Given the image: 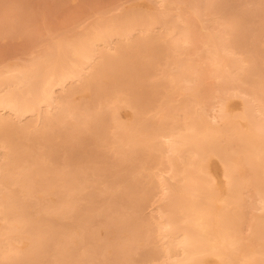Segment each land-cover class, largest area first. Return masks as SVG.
<instances>
[{
	"label": "bare ground",
	"instance_id": "obj_1",
	"mask_svg": "<svg viewBox=\"0 0 264 264\" xmlns=\"http://www.w3.org/2000/svg\"><path fill=\"white\" fill-rule=\"evenodd\" d=\"M0 1L2 2L4 0ZM23 1L25 5L26 1L21 0V6H23ZM194 1L195 0H160L161 4H158L161 6L159 8H157L159 5L151 7L150 9L125 8L121 12L119 11L120 13L118 12V14L113 13L112 15L110 12L112 16L110 15L109 17L107 16L109 13L107 15L105 14V17L107 16L105 20L98 14L97 16L102 19L99 20L100 18L98 17V21H95V18V22L92 23L91 21L89 25L92 24L88 28H86L88 25L82 28H86V31L82 30L83 32L81 33V30H79V33L77 30H74L76 34L71 35L69 34L70 32H68L67 34L69 35L66 37L60 35L56 40L53 39V41L47 42V48L45 47L46 50L44 48V52L42 51L40 54L39 51L38 55L36 53L37 56L34 55V58L32 56L31 60L28 58V63L26 61V64H22L15 68L5 69L2 67V69H0V110L5 111V114L0 113V147L4 148L3 151H0V264H3L2 262L6 259L8 261L13 260L9 262L11 264H22L24 262L27 264L30 259L28 256L33 258L37 257L35 259H38V256L42 255V253L46 254L45 251L48 249L46 246L51 243H48L49 240L56 241L58 244L57 251L63 258L61 264L67 263V260L71 261L67 259L65 262V259L68 258L67 255L69 250L71 249L74 251L76 248L74 244L78 242L74 241L73 237L70 236L72 237L70 238L72 244L74 243L70 245L73 246V249L68 246L69 241H60L61 237H59L62 235V230L60 229H64L67 225L63 226L64 223L62 222L61 228L58 223V229L56 228V224H53L57 223V220L53 222L55 218L51 219L52 223L49 222L50 218H47L49 216L45 217L46 219L41 218L40 213L39 215L37 212L35 213V209H33L34 213L32 211L33 215L30 214L31 211L28 212L27 210L28 208L31 209L33 205L35 206L37 204L38 207L40 204L34 201L32 203L33 205H31L29 204L30 202L28 203V201H30L28 200L29 198H25L27 197L26 195L30 196L29 193L33 190L31 189L32 185L38 186L41 179L45 177V169H47L49 164L48 162V165H45V163H43L44 165L41 164L38 160L39 157L34 159L38 155H33L35 156L33 158L34 161L33 159L29 161L33 163V166L28 167L29 169L26 163L25 166H22L20 161H26V158L27 160L32 158L31 152L27 151L30 156L28 159V154L23 150L25 148L26 150L27 148L29 149L30 146L25 143L26 141H23L26 147L24 148L19 145L22 147L20 150L18 148L19 146H17L18 144H16L17 142L13 143L14 134L19 138L23 137V139L25 138L28 140H33L34 138L35 140L37 137L34 136V133L37 132V134L42 137H49L47 135L53 133V135H51L57 137L59 140L58 142H60L61 140L59 137H62L61 133L66 131L65 129L70 123V121L69 123L63 121L66 120L64 117L67 115H70L71 119L75 117L74 120L77 119L76 116L79 118L83 116L82 121H75L74 125L78 127L80 125L77 126V123H82V125H85L87 131H91V133H94H92L93 135H97L93 137L91 134L92 139L90 140L87 137L88 141L93 140L92 142H94V144H98L97 137L98 139H104L102 141H105L109 145L108 148L111 149L112 152L120 151L121 153L122 151V153L126 155H124L125 157L123 156L124 158L120 161L117 159L119 156H115V159V157L111 155V158L114 157L115 161H118L115 164L119 167L115 168L119 169L121 167L120 169L122 170L123 167L124 171H127H123L124 174L122 171L118 170L121 172V174L119 172L117 174L118 179L119 181L123 180V182H117L122 183L123 186L122 189L120 188L121 186H119V192L116 190L113 191L114 193L112 194L114 195L115 192H118V196L120 195L119 201L113 198L106 201L111 196V194L107 193L108 198L106 200L104 198V200L108 202V204L103 203L104 206L106 205L105 209L111 210L109 214H113V210L118 209L120 206L130 209V212L127 210L126 213L125 208V212H119L116 216L113 215L114 217L109 215L112 221H110V223L109 221L108 223L105 222L104 224L105 231L109 233V236L104 245L107 249L104 248L105 250H102L103 252L105 251L104 253L109 254L107 257L113 256L112 258H114V260L116 259L114 264H133L136 262V257L133 258L136 248H139L140 251L138 255L141 254L138 261H151V259L157 257L156 254H159V250L160 252L162 251L164 257L159 256L164 260L162 262L159 260L155 262V264H209L210 258L214 259L216 264H264V69L261 67L264 62L260 65L262 61L261 58L262 56L264 57V55L263 52L261 55L257 49V46L260 48L259 45L256 46L258 39L256 40L253 38L255 43L249 42L250 39L248 42L243 39L244 31L251 29L250 25H247L249 23H247L248 20H245L244 17L242 18V15L239 16L242 10H240L237 15L234 10H232L234 13L231 11L225 12V5L220 1L208 0L205 3L206 5H203L201 1L199 2L202 6H205L204 8L209 9L205 10L204 13L207 11L210 12V10H213L212 12L214 13L221 11L222 21L218 22L214 20L218 25L220 24V27L217 28L215 23V30L213 26L209 29L205 26V23H203L205 27L201 24L200 26L202 27H195V30L194 26L192 27L193 20L197 18L200 20L202 17H199L200 8L197 3L198 0L196 4ZM249 1L247 0L248 3ZM190 3H193L190 6L195 12L194 15L198 16L194 19L189 18L187 12V15L184 12L185 8L189 10ZM4 5L5 3L2 7H4ZM239 6H243L240 4V1ZM173 7H175V9ZM172 8L176 10V14H174L175 12ZM238 8L241 9L240 7ZM243 9L247 8L245 7ZM171 10L173 14H171ZM21 12L23 13V11H17L16 15H18V13L22 14ZM191 12L192 11H190V13ZM202 12L203 11H200L201 15ZM243 12L244 11H242L241 14L244 15ZM24 16H21V19H23ZM259 16H261V13ZM6 17L8 18V16ZM17 17L19 18L20 15ZM247 17H250L249 14ZM18 20L20 21L18 23H24V20H27V18L25 17L23 19L24 22L20 19ZM199 20L198 23H201ZM178 21L181 23L179 24ZM196 24L194 22L195 26ZM9 25H11L12 28L13 26L19 28V26L12 25V23H9ZM155 25L163 27L165 33L160 34L156 32L155 34V32H153V28L156 27ZM23 27L24 26H21L22 29ZM199 27L201 30L203 29L202 32ZM257 27H255L257 29H255V31H258ZM21 28L19 32L23 33ZM197 28L200 33H196ZM6 29L7 32L13 29L15 30V28H10L9 30L8 26ZM24 30H27V28ZM71 31L73 32V30ZM162 31L164 32V30ZM251 31L254 32V30ZM22 33H20L21 37H23ZM250 34L252 35V33ZM254 36L257 37V35L253 34V37ZM198 42L202 44L201 46L204 45V56L201 54L202 52L199 54L205 57V62L208 60L207 64L202 60L203 58L201 59L200 57L201 61L199 62L196 61L198 57L194 59L191 56L195 53L192 54L191 51L198 52L196 50L197 48H201L202 50V47L198 46ZM238 48H242V51L240 49L238 51ZM263 48L261 49L262 51ZM259 59L261 60L260 62ZM160 60L163 61V65L160 64ZM203 63H205L204 66L206 65L205 68H203ZM158 65L160 67H158ZM161 65L164 68H162ZM154 66H157L155 68L156 70L158 68L162 69L161 76L156 77L157 75L152 73L151 70V73L154 75L150 74V76H154V79L150 77L152 81L146 80L148 84L146 82L143 83V81H145L144 77L149 75L148 69H154ZM208 74H211L212 78L217 77L222 79L221 82L223 81L222 83L220 82L221 84L219 83L220 85L217 87L221 92V96L218 98V101L216 100L217 102L213 104L209 102L211 106L209 104L206 105L207 101L205 102L204 98L210 99L214 93L208 94L207 91L212 93L211 90L215 91L216 89H210V85L204 82ZM143 75L144 80L142 78ZM140 77L141 79H139ZM209 77L211 76H207L208 79ZM220 79H217L215 84L211 83V85L216 87L214 85L218 84L217 82ZM76 80H79L80 83L76 84L77 81L74 84L73 82ZM235 82H238V84ZM57 86L61 88V90L59 88L60 92L58 93L55 90V87L58 89ZM179 89L183 91L180 92L185 99L182 97L184 100L181 98L182 101L179 100L177 104L173 102L170 103L173 101V94L178 92ZM62 91L64 93L60 94ZM156 93L161 95V102L158 103L155 101L157 107L153 103ZM207 95L211 96L208 97ZM235 95L238 96L241 103L240 109L237 110H233L234 107L233 109L230 107V105L233 106V104H229L228 102ZM214 97L217 98L218 96ZM83 98H85L87 107L80 106L81 104L79 102H82ZM186 99H191L189 105L185 103ZM93 100L98 101V104H96L98 107L95 109V102L93 108L89 107L90 105L88 106V103L91 105L93 104ZM158 101H160V99ZM186 102L188 101L186 100ZM82 105H85V103ZM124 105L130 106L132 109V114L129 119H122L120 115V108ZM205 106L208 109L205 108ZM178 110L182 113L180 117L178 116L179 114L177 115L179 112ZM157 113H159V115ZM27 114L37 117L33 120H23ZM79 118L78 120H81ZM55 125L60 129L64 128L61 129V131H63L58 133L60 129L57 131L58 128L56 127L54 128L56 131H49V134L45 132L47 128L53 129ZM70 126L72 127V125ZM82 128L80 129L83 130ZM67 129L71 130L68 127ZM76 130L79 131V127L76 128L75 131ZM108 130L112 132L113 140L110 139L109 141V138L106 139ZM75 131L73 130L72 132L74 133ZM77 131L76 134L71 132V136H75L76 140H78V136H76ZM79 133L81 136L80 140L83 142V149H80L81 147L79 149L82 152L85 149L83 153L85 154L86 152L88 154L90 152V143L84 136H90V132L86 135L84 133V135H81L82 131H79ZM103 135L105 138H103ZM40 136H38V138ZM66 136L69 137V139H67L70 141V135L68 136L67 134ZM82 136L85 140L81 139ZM109 137L111 138L110 135ZM53 139L54 141L57 140H55V138ZM67 139L61 144L64 145L67 143ZM71 140L70 142H74L72 138ZM94 140L97 141L95 142ZM23 142H19V144H23ZM33 142H36L32 144L34 149V146L42 141ZM70 142L65 144L66 147H68V151L64 146H62V148L64 147L63 149H65L70 156L71 154L75 155V152L79 154L77 147L71 145L72 143ZM78 142L80 141H76L75 144L77 143L78 145ZM84 142L86 144L89 143V145H86L87 150L84 148L85 145L83 146ZM100 142L101 141H99V145L103 143ZM42 144L43 143L39 144V147H41ZM55 144V149H59L58 144L56 142ZM55 144L53 143V145ZM79 145L81 146L80 143ZM91 145L93 146V143ZM47 147L45 145L43 148ZM39 149L41 150V148ZM50 149L55 150L53 147ZM53 150H50V152ZM94 150L97 151L95 148ZM44 151H41L39 154ZM67 153L64 157L67 156ZM83 153L80 155V158H82L81 161L83 160V157H81L84 155ZM78 154H76V156ZM103 154L105 155L103 156ZM103 154L100 155L104 157H102V159H105L106 153L103 152ZM94 155L96 154L94 153L93 156ZM43 157L46 158L47 156ZM56 157H58L57 154ZM163 157L165 159L164 161ZM212 157H217V161L219 164L221 163V172L219 175L223 177L222 184H219V178L218 180L216 179L217 173L213 169L215 166L210 164V160L213 159ZM84 158L86 159L85 155ZM93 158H95V156ZM73 160H68L70 161L68 164L73 162V165L71 164L72 169L75 167L74 165L77 166V164L82 168L77 166L78 169L75 171H71L72 169L70 170L69 168L68 173H66L68 174L67 176H65V172L63 173V169L61 170L62 172H58L60 176L64 174L60 182L58 181L59 185L64 187V189H60V186L55 185L57 181L54 184V181H52L53 179L49 182L47 181V186L44 185L49 193L53 192L56 193V195L58 193V199L60 197L59 203L61 202L62 204L58 212L62 214H65L64 206L67 207L68 204L73 205L72 201H74L75 195L71 193V190L75 192L78 188L77 186H79L76 184H78L80 180L81 182L83 181L82 178H80L82 174L80 175L79 173L86 172L84 165L79 164L81 161L75 164L76 162ZM47 161H49V159ZM114 162H112L113 165ZM136 162H140V168H137L139 163L136 165ZM163 162L166 163L164 168L162 165ZM51 164L53 165V162ZM51 164L49 167H51ZM68 164H66L65 167H68ZM156 164L159 166L162 165L159 169L156 168L157 171L154 168ZM42 165L46 166L45 169H43L44 167ZM93 166L95 170L99 168L95 163ZM102 166H108V164ZM212 166L213 168H211ZM55 167L54 169H56ZM100 168L99 170L101 171ZM48 171L52 176L51 172H53V168L52 171ZM96 171L98 172V170ZM70 172L71 174H69ZM102 172L105 171L103 170ZM166 172H169L167 176L164 175V173L167 174ZM53 173H56L57 176L56 171ZM116 173L113 177L116 176ZM78 174L80 176H77ZM96 174H102L100 177H104L103 173ZM94 175L91 174V176ZM96 176L94 177L96 178ZM154 176H156L157 179H154ZM49 178L51 179L50 176ZM87 178L90 179L89 176ZM96 179L92 177L93 182L91 183H99L97 181L99 180V176L98 179ZM101 180L102 179H100V181ZM12 183H17V185H19L16 188L13 186L14 189H9L7 185L10 184L9 186H11ZM91 183L89 182V184ZM119 183L116 184L119 185ZM87 184L83 187H86ZM155 185L159 187V192L161 193V197L159 196V198L160 200L163 199L164 202L162 200V204L161 202L157 204L156 213L152 210L155 215H153L154 220L151 219L150 221L145 218L146 216H144L142 210L153 194L152 192H154L155 189H151ZM249 187L250 189L252 188L251 191H254V195H256V197L253 198H256V203L258 204V206H256L259 212H251L253 215L251 219H249L250 222H248V227L246 226L245 228L247 229L246 232L243 229L244 209L242 208L245 207L246 204L243 190L245 188L248 190ZM5 189H7L6 192L4 191ZM103 189H99L101 190L100 194H105L102 193ZM134 189L139 190L135 192ZM87 191L88 192L85 191V193H91L89 192L90 190ZM87 194L85 195L87 196ZM116 195L117 194L113 197ZM44 196L46 197V194ZM118 196L116 197L118 198ZM249 196H251V194H248L246 197ZM88 197L90 199L92 196L88 194L87 198ZM92 198L94 199V196ZM56 199L57 197L50 199V201L55 204L58 202ZM46 200L48 201L49 199ZM249 200H247V203ZM91 204L92 203H90V206H92ZM246 205H251V211L253 210V205L251 203ZM77 206L78 208L80 207L76 204V207ZM117 206L119 207L117 208ZM256 206H254V208H256ZM49 208L51 209L53 207L49 206ZM42 209L44 210V208ZM42 209L41 211H43ZM84 209L86 208L84 207L83 210ZM96 209L99 210L100 208ZM103 209L104 207L102 208L103 215H108V212ZM120 209L115 212L117 213ZM53 211L55 210L53 209ZM87 211L84 210V212ZM121 211H124V209ZM249 211H247V213ZM91 212L94 211L92 210ZM132 212H135V214ZM68 214L70 216L69 212ZM91 214H89V217ZM41 215L43 214L41 213ZM82 215H84V213ZM87 215L86 213L84 215L86 217L79 215L80 218L77 219L83 220L84 218L86 221V218L89 219ZM64 217L67 218V216ZM44 219L46 222H44ZM104 220L106 221L107 218L102 221L104 222ZM139 220L142 221V224ZM74 221L76 222L77 220L74 219ZM102 221H100V223ZM152 222L155 223L156 232L154 231L155 235L153 238L149 237V241L153 244L152 247L147 245V247L149 246V248H147L144 247L147 242L143 243V246V244H139V241L140 239L143 241L148 240L146 238H148V235L150 236V224ZM42 223L47 224L49 227ZM85 223L87 224V222ZM92 223L90 222L89 224L92 225ZM86 224L84 226H88ZM40 225H42V227L46 226L48 229L52 225H55L56 229L53 227H51V230H47L46 228L42 229ZM88 227L84 228L87 229ZM97 227L92 229L96 230ZM68 228H66L65 233L70 230ZM89 228L87 230H90ZM86 229L81 232L76 231L74 235L78 234V237H81L79 235H83L82 232L86 231ZM44 232L49 235L45 237V241L43 238L45 235ZM88 232L89 231H86L85 233L90 236L91 232ZM92 232L94 231L92 230ZM154 232L152 233L154 234ZM65 233L64 236L67 237L69 233H66L67 235ZM88 235L86 236L87 239H91L92 236L88 238ZM93 236L96 237V234ZM66 237H64V239ZM81 238L84 239V237ZM81 238H77V240ZM94 238L92 239L93 241L89 240L85 242L84 240L86 244L83 243V245L94 242L95 244H90L89 246H96ZM160 238L163 240L165 239L164 242H160L163 241L160 240ZM101 245L99 246L101 247ZM49 246L52 247L51 245ZM76 246L79 245L77 244ZM84 246H82V248ZM99 246L93 247L95 248L93 251L99 249ZM160 246L163 250H161V248L159 249ZM5 247H7V250H5ZM84 248L87 249L88 246ZM10 251L16 253L18 257L12 259V253ZM80 252L82 253L81 257L85 258L86 256H82L84 255L83 249H81ZM73 254H71V256H73ZM61 256H59V258ZM68 256H70V254ZM23 257L29 259L27 260V258L24 259ZM107 257H105V259ZM22 260L26 261L22 262ZM108 261L110 262V260ZM154 261L155 260H153V263ZM39 262L40 261H38L37 264ZM82 262L83 261L80 263L84 264ZM45 263L46 262H44V264ZM49 263L51 264V262ZM30 264H33V262Z\"/></svg>",
	"mask_w": 264,
	"mask_h": 264
},
{
	"label": "rangeland",
	"instance_id": "obj_2",
	"mask_svg": "<svg viewBox=\"0 0 264 264\" xmlns=\"http://www.w3.org/2000/svg\"><path fill=\"white\" fill-rule=\"evenodd\" d=\"M5 1V2H4ZM4 1H0V24H2V21H3V24L2 25H0V69H2V67L3 68H5V69H7V68H15V67H18V66H21L22 64H26V61H27V63L29 62V59L31 60V58H32V56H33V58L35 57L34 55H36V53H37V55H38V52L41 54L42 53V51L44 50V48L46 47L47 48V46H46V44H47V42L48 41H53V39H57V38H59V36L60 35H63L62 37H66V36H68L69 34H76L75 32H74V30L76 31H78L79 33H80V31L79 30H81V33L86 29V28H88L93 22H95V21H98V19L100 18V17H103V19L105 20L106 18H107V16L109 17L110 15H111V13H112V15H113V13L115 14H118V12L120 11H122V10H124L125 8H145V9H150L151 7H156L157 5H159V4H161L160 3V0H25L26 2H25V5H24V1L22 2V4H23V6H21V0H4ZM196 1L197 0H195L194 1V3L196 4ZM201 1V3L203 4V5H206L205 3H206V1H208V0H198L197 1V3H198V6H199V8H200V11H203L202 12V15L200 14V11H199V17H202V18H200V20H199V18H197V19H194L195 17H198V16H196V15H194L195 14V12H194V10H192L191 9V6L190 5H192L193 3H190L189 4V6H190V8H189V10L190 11H192L191 13H190V11L188 10V8H185V14H186V12H187V16H189V18H192V19H194L193 21L195 22V24L196 23H198V20H199V22H201V23H198V24H196V26L194 25V22H193V24H192V27L194 26V29H195V27H198V26H200L201 24L204 26V24L203 23H205V26L206 27H208L209 29H211L212 28V26H213V29H214V26H216L217 28L218 27H220V24L218 25V23H216L214 20H216V21H218V22H220V21H222V13H221V11H219V12H212L213 10H210V12L209 11H207L206 13H204L205 12V10H209V9H206V8H204L205 6H202V4L201 3H199ZM216 1H220L223 5H225V12H229V11H231V12H233L234 13V11H236L235 12V14L237 15V14H239V12H240V10H242V11H244L243 13H244V15L243 14H241V12H240V14H239V16H241L242 18L244 17V19L245 20H248L247 21V25H250V29L251 30H254V32H252L251 30H246V31H244V37H243V39L246 41V42H248L249 41V39H250V41L249 42H251V43H255V41H254V39H258L257 40V43H256V46L257 45H259L260 46V48L257 46V49L259 50V52L261 53V55H262V52H263V55H264V3H263V1L264 0H251V1H249V3L247 2V0H216ZM231 1V2H230ZM239 1H240V4L241 5H243V6H239ZM245 1V2H244ZM204 2V3H203ZM225 2V3H224ZM227 2V3H226ZM229 2V3H228ZM235 2H236V4H235ZM5 3V5H4V7H2L3 6V4ZM159 3V4H158ZM231 3H233V4H231ZM201 4V5H200ZM227 4H229V5H227ZM262 4H263V6H262ZM231 5H234V6H231ZM161 5H159V6H157V8H159ZM237 6V7H236ZM204 9H203V8ZM238 7H240L241 9H239ZM247 8V9H243V8ZM174 9H175V7H173ZM172 8V9H173ZM229 8V9H228ZM5 10V14H4V10ZM173 9V10H174ZM177 9V8H176ZM228 9V10H227ZM231 9V10H230ZM232 10H234V11H232ZM249 10V11H248ZM17 11L19 12V11H23V13L22 14H20V13H18V15H16L17 14ZM179 11V10H178ZM189 11V12H188ZM246 11H248V12H246ZM111 12V13H110ZM119 12V13H120ZM171 12V14H173L172 13V10L170 11ZM174 14H176V10H174ZM209 12V13H208ZM238 12V13H237ZM14 13H15V15H14ZM26 13V14H25ZM109 13V14H108ZM260 13H261V16H259L260 15ZM1 14H3V15H1ZM24 14H25V16H24ZM98 14H100V17L99 16H97ZM105 14L107 15L106 17H105ZM193 14V15H192ZM204 14V15H203ZM221 14V15H220ZM245 14H249V16L250 17H247V15H245ZM20 15V17L18 18L17 16H19ZM104 15V16H103ZM111 15V16H112ZM218 15V16H217ZM6 16H8V18L6 17ZM11 16V17H10ZM15 16V17H14ZM21 16H24V18L26 17L27 18V20H24L23 21V19H21ZM97 16V17H96ZM219 16H221V17H219ZM13 17V18H12ZM99 17V18H98ZM217 17V18H216ZM221 19H219V18ZM5 18V19H4ZM15 18V19H14ZM16 18H18V19H20L22 22H24V23H18V22H20L18 19H16ZM96 18V19H95ZM216 18V19H215ZM249 18V19H248ZM8 19V20H7ZM94 19H95V21H94ZM102 18H100L99 20H101ZM201 19H202V21H201ZM262 19V20H261ZM15 20H17V21H15ZM250 20V21H249ZM259 20V21H258ZM4 21H6V22H4ZM92 21V23L89 25V23ZM257 21V22H256ZM254 24H253V23ZM9 23H12V25H17V26H19V28H16L15 26H13V28H15V30L11 27V25H9ZM178 23L180 24L181 22L180 21H178ZM215 23H216V25H215ZM252 23V24H251ZM259 23V24H258ZM262 23V24H261ZM8 24V25H7ZM19 24V25H18ZM23 24V25H22ZM207 24V25H206ZM213 24V25H212ZM86 25H88L87 27H86ZM208 25H210V26H208ZM251 25H255L254 27L253 26H251ZM258 25H261V26H258ZM7 26H8V29L10 30V28L11 29H13V30H11V31H8L7 32ZM9 26H10V28H9ZM21 26H24L23 27V29L21 28ZM156 26V27H155ZM154 27L155 28H153V32H155V34H156V32L157 33H162V34H164L165 33V29L163 28V27H161L160 25V27L158 26V25H155ZM204 26V27H205ZM258 26V27H257ZM3 27V28H2ZM83 27H86V28H84V29H82ZM200 27H202V26H200ZM199 27V28H200ZM215 27V28H216ZM252 27V28H251ZM255 27H257L258 28V31H255ZM21 28V30L23 31V33L22 32H19L20 29ZM27 28V30H24V29H26ZM249 28V27H248ZM254 28V29H253ZM263 28V29H262ZM17 29V30H16ZM49 29V30H48ZM71 30H73V32L71 31ZM83 30V31H82ZM87 30V29H86ZM85 30V31H86ZM152 30V29H151ZM162 30H164V32L162 31ZM196 30V29H195ZM203 30V29H202ZM202 30H201V28H200V31L202 32ZM215 30V29H214ZM257 30V29H256ZM197 31H199V29L197 28ZM196 31V33H200V31L199 32H197ZM68 32H70L69 34H67ZM77 32V33H78ZM152 32V31H151ZM247 32V33H246ZM20 33H22V35H23V37H21L20 36ZM62 33V34H61ZM250 33H252V35L250 34ZM258 33V34H257ZM152 34V33H151ZM154 34V33H153ZM253 34L254 35H257V37H253ZM26 35V36H25ZM247 37H250V38H247ZM249 35H251V36H249ZM26 38H25V37ZM252 37V38H251ZM199 38H201V37H199ZM246 38V39H245ZM254 38V39H253ZM248 39V40H247ZM251 40H253V41H251ZM260 41V42H259ZM49 43V42H48ZM198 46L199 47H202V50H201V48H197L196 50L198 51V52H196V51H191V53L193 54L194 52V54L193 55H191L194 59H196L197 57V59L198 60H196V61H201L200 60V57H201V59L205 62V57H203L204 56V53H205V48H203L204 47V45L203 46H201L202 44L200 43V42H198ZM262 45V46H261ZM46 48H45V50H46ZM263 48V51L261 50ZM239 49L242 51V48H238V51H239ZM201 50V51H200ZM44 52V51H43ZM202 52V53H201ZM199 53H201L203 56H201ZM36 55V56H37ZM200 55V56H199ZM29 58V59H28ZM205 59V60H204ZM262 61L259 59V62H260V65H261V63L263 64V62H264V57L262 56ZM162 60L164 61V59L162 58ZM162 60H160L161 62H160V64H162L163 65V61ZM202 61V62H203ZM25 62V63H24ZM201 62V63H202ZM206 64L208 63V60L205 62ZM205 63H203L202 65H203V68H205L206 67V65L204 66V64ZM155 65V64H154ZM162 65H161V67H162ZM157 67V66H156ZM155 66H154V69H148L149 71H148V74L149 75H147V76H145L144 77V75L142 76V78L144 77L145 78V81H143V83L144 82H146L147 84H148V82L146 81V80H148V81H152V79H154V76L152 77V76H150V74L151 75H154V74H156L155 76L156 77H160L161 76V70L162 69H160V68H158L157 70L155 69L156 68ZM158 67H160L159 65H158ZM261 67H263V69H264V64L263 65H261ZM162 68H164V67H162ZM151 70H152V73H154V74H152L151 73ZM147 73V72H146ZM211 76V77H209V79L207 78V76ZM206 77H205V79H204V82L206 83V84H209L210 85V89L212 88H215L216 90L215 91H212L211 90V92L212 93H209L208 91H207V93L208 94H213L214 96H218L217 98L216 97H214L213 95L211 96V95H207L208 97L209 96H211L210 97V99H211V101H210V99L209 98H207V99H205L204 98V101L206 102L207 101V104L206 105H210L211 106V104H213L214 102H217L218 101V98L221 96V92L218 90V86L223 82H221V80L222 79H220V78H217V77H213L212 78V75L211 74H208ZM152 79H151V78ZM144 78H143V80H144ZM139 79H141V77L139 78ZM208 79V80H207ZM217 79H220V80H218V84H216V85H214V86H216V87H213V85H211V83L212 84H215V81H217ZM207 82H206V81ZM78 81V82H77ZM212 81H214V82H212ZM77 82V83H76ZM141 82H142V80H141ZM208 82H210V83H208ZM221 82V83H220ZM74 84L76 83V84H79L80 82H79V80H76V81H74L73 82ZM220 83V84H219ZM236 83V82H235ZM264 83V82H263ZM236 84H238V82L236 83ZM212 86V87H211ZM57 88L58 89H56V87H55V90H56V92L58 93V92H60L59 91V86H57ZM209 88V87H208ZM58 90V91H57ZM60 90H61V88H60ZM181 89H179V91L178 92H176L175 94H173L174 96H172L173 98H172V100L173 101H171L170 103H175V104H177V102L179 101V100H181L182 101V99L184 98L181 94V92H183V91H181ZM219 92V93H218ZM56 93V94H57ZM64 92L62 91V93H60V94H63ZM179 93H180V95H179ZM206 93V94H207ZM215 93H216V95H215ZM176 94H178L179 96H180V98H179V96L178 95H176ZM219 94V95H218ZM237 95H235V96H233L228 102H229V104L231 103V104H233V106L232 105H230V107H232V109H233V107H234V109L233 110H237V109H240V107H241V103H240V99L238 98V96L236 97ZM161 95H159V94H157L156 93V95L154 96V99H153V103H154V105L157 107V103L156 102H161ZM183 97V98H182ZM176 98V99H175ZM179 98V99H178ZM182 98V99H181ZM188 98V97H187ZM160 99V101H158ZM175 99V100H174ZM178 99V100H177ZM185 99V98H184ZM183 99V100H184ZM177 100V101H176ZM186 100L188 101V102H186ZM185 100V103H188V105H189V101L191 100H189V99H186ZM209 100V101H208ZM217 100V101H216ZM80 101H82V100H80ZM156 101V102H155ZM203 101V102H204ZM94 102H95V107H94ZM98 101L96 100H93V104L91 105L90 103H88V106L89 107H91V108H93L94 107V109L96 108V107H98V105H96V104H98L97 103ZM211 104H210V103ZM81 105L80 106H85V107H87V104H86V102H85V98H83V101L82 102H79ZM83 103H85V105H82ZM179 103V102H178ZM191 103V102H190ZM191 105V104H190ZM204 105V104H203ZM124 106H126V105H124ZM124 106H121L122 108H120V115H121V117H122V119H129L130 118V116H131V114H132V109L130 108V106H126V107H124ZM205 108H207L206 106H205ZM208 109V108H207ZM86 110V109H85ZM179 112L177 113V115L180 117L181 115H182V113H181V111L180 110H178ZM5 111H1L0 110V113L1 114H5L4 113ZM149 114V113H148ZM151 114V113H150ZM158 115H159V113H157ZM157 114H156V117H157ZM27 115H29V116H27ZM24 118H23V120H27V119H30V120H33V119H36V117L37 116H33V115H31L30 116V114H27ZM80 117H82V118H79L78 116H76V118L77 119H75L74 120V118L75 117H73L72 119H71V116L70 115H67V116H65L64 118L66 119V120H63L64 122L65 121H67L68 123H69V121H70V123H69V125L67 126L68 128H73V127H75V128H73V129H71V130H68L67 129V127H66V131L65 132H62L61 131V129H64V128H58L57 127V125H55V127H53V129H51V128H47V130L45 131L47 134H49L50 132H52V130H54V131H56V129H54V128H58L57 129V131L60 129V132H58V133H61L62 134V137L60 136L59 138H60V142H58L59 140L57 139V137H53L52 135H53V133H51V134H49V135H47V136H49V137H42V136H40L39 134H37V133H34V136L35 137H37L38 138V136H40L39 138H41V139H37V138H35V140H34V138H33V140L32 139H30V140H28V139H23V137H18L16 134H14V137H13V143L15 142H17L16 144H18L17 146H19V145H21L22 147H26L25 145H24V142L23 141H26L25 143L28 145V146H30L29 147V149L27 148V150H26V148L25 149H23L24 150V152L26 153V154H28V152H31L30 154H32V158L31 159H29L30 158V156H29V154L27 155L28 156V159L29 160H27V158H26V161H20L22 164V166H25V163H26V166H27V168L28 167H31V166H33L32 164V162H29L30 160L32 161V159L36 156V155H38V156H36L34 159H37L38 157V160L41 162V164H43V163H45V165L47 164V162H48V164L50 165L52 162H53V165L51 164V167L53 168V172H57V176H56V173H53V172H51L52 173V176H51V174H50V172L48 171V170H50V171H52V168L51 167H49V165H48V167H47V169H45V167L46 166H43L44 168L43 169H45V171H46V174L44 175L45 177H43V179H41V181H40V183H39V185L37 186H33L32 185V188L31 189H33L32 191H31V193H29L30 194V196L29 195H26L25 197V199H28V200H30V201H28V203L29 204H31V205H33L32 203L35 201L36 203L38 202V203H40L39 205H40V207H39V205H38V207H37V204L33 207H31V209L30 208H28L27 210H28V212L29 211H31L30 212V214H32V211H33V209H35V213L37 212L38 213V215H39V213H40V216H41V218H45V217H47V216H49V217H47V218H50V221L49 222H52V218H55V220L53 219V222H56V220H57V223H53V224H56V226L54 225H50L51 227H53L54 229H56V228H58V223L60 224V227L62 228V225H61V223L63 222L64 223V225L63 226H66L67 225V227H65L64 229H60V230H64L63 232L65 233V231H66V228H68V226H69V228L68 229H70L68 232H66L67 234L69 233V235H67L66 233V235H67V237L66 236H64V233L61 231V233H62V235H63V237H62V235L61 236H59V237H61L60 238V241H66V242H68V243H65V244H68V246H70V245H73L72 244V242H71V239L70 238H72L73 237V240L74 241H76V242H78L77 244L80 246H76L77 244H74L75 245V249L73 248V246H70L71 248H73L74 249V251L73 250H69V252H68V255L70 254V256H68L67 255V257L68 258H66L65 259V262H66V260L67 259H70L71 261H69V260H67V263H64V264H79L81 261H83L82 263H86V264H114V262H115V260H114V258H112V257H110V256H108L107 257V255H109V254H106V253H104L103 252V250H105V249H107V248H105V243H106V239L108 238V236H109V233L108 232H106L105 231V228H104V224H105V222H107L108 223V221H109V223H110V221H112V220H110V218L114 215V216H116L119 212H125V208H126V213H127V210H128V212H130V209H128L127 207H124L123 208V206H117V208L118 209H120V211H118L117 213L115 212L116 210H118V209H116V210H113V214H109V213H111V210L109 209V210H107V209H105V206H104V204H108V202H106V201H108L109 199L111 200V198H113V199H115V200H117V201H119V196H118V190H120V188L122 189V186H123V184L122 183H119V182H123V180H121V181H119V179H118V176H117V174H118V170H120V171H124V168L122 167V170L119 168V169H116V168H118L119 166H117L115 163L116 162H118L117 160L115 161V159H116V157L117 156H119V158L117 157V159L120 161V160H122L126 155L125 154H123L122 153V151H121V153H120V151H116V152H119V153H116V152H112L111 151V149H109L108 147H109V145L105 142V141H102V140H104V139H98V137H97V140H94L95 142L97 141V143L98 144H94V142H92V141H90L91 139H92V135L94 134L93 132V134L91 133V131H87L85 128V125H82V123H77V126L78 125H80V126H78L79 127V131H82V134L81 135H86L87 133L89 134V132H90V136L88 135H86V136H84V137H86V140L88 141V139H90L88 142L90 143V145H89V143L88 144H86L85 142H84V144H83V146H84V148H86V150H87V147H86V145H89L90 146V149H89V147H88V149L90 150V154L88 153H86L85 152V154L83 153L84 151H85V149L83 150V152L82 151H80V149H83V147H82V140H80V133H79V131H77V135L76 136H78V140H76L75 139V136H71L72 135V131L74 130L75 131V129L76 128H78V127H76V125H74V123H75V121L76 122H79V121H82V119H83V116H80ZM32 118V119H31ZM69 118V119H68ZM78 118L79 119H81V120H78ZM71 119V120H70ZM156 119V118H155ZM74 122H73V121ZM67 123V124H68ZM70 125H72V127L70 126ZM83 127V128H82ZM80 128H82L83 130H81ZM70 131V132H68V131ZM50 131V132H49ZM76 131L74 132L75 134H76ZM67 132V133H66ZM72 132V133H71ZM32 133V134H33ZM63 133H64V135H65V137H64V135H63ZM70 133V134H69ZM73 133V134H74ZM79 133V134H78ZM84 133V134H83ZM112 132H110V130H108L107 131V134L106 133H104V134H106V139L107 138H109L108 140L110 141V139L111 140H113L112 139V134H111ZM35 134H37V135H35ZM61 134H59V135H61ZM68 134V136L70 135V141H72L71 140V138L74 140V142H70L68 139H69V137H67L66 135ZM92 134V135H91ZM51 135V136H50ZM108 135V136H107ZM109 135L111 136V138L109 137ZM13 136V135H12ZM55 136V135H54ZM94 136H97V135H93V137ZM18 137V138H17ZM83 136H82V138L81 139H84L85 140V138H84ZM87 137H88V139H87ZM53 138H55V140L56 141H54V139ZM64 138H68L67 139V141L68 142H70V143H72L71 145H75V147H77V149L79 150V154L77 153V152H75L76 154H78L77 156H76V154L74 155V154H71V156L70 155H68V153L66 152V150L68 151V147H66V145L65 144H67V143H65L64 145L63 144H61V143H63L64 142V140L66 141V139H64ZM77 138V137H76ZM96 138V137H95ZM95 138H93V139H95ZM103 138H105L104 137V135H103ZM18 139H20V140H18ZM44 139H48V140H44ZM63 139V140H62ZM18 140V141H17ZM22 140V141H21ZM42 141L41 143H43L42 145H41V147H39L40 145L39 144H41L40 142H39V144L38 145H35L34 146V149H33V146H32V144H34V143H36V142H33V141ZM51 140V141H50ZM83 140V141H84ZM33 143H32V142ZM44 141V142H43ZM52 143H50V142ZM52 141H54V142H52ZM76 141H80V142H78V145H77V143L75 144V142ZM99 141H101L100 143H102V144H100L99 145ZM19 142L21 143V142H23V144H19ZM30 142V143H29ZM55 142L58 144V147H59V149L57 148V150L55 149L56 148V144H55ZM50 143V144H49ZM53 143L55 144V145H53ZM79 143L81 144V146L79 145ZM93 143V146L91 145ZM15 144V145H16ZM61 144V145H60ZM24 145V146H23ZM46 145V147L47 148H43L44 146ZM97 145V146H96ZM106 145H108V146H106ZM21 146H19L18 148L20 149H22V147ZM36 146H37V148H36ZM56 150H53V149H50V148H52V147ZM62 146H64L65 147V149H63L62 148ZM79 146V147H78ZM96 146V147H95ZM81 147V148H80ZM98 147V148H97ZM104 147V148H103ZM106 147V148H105ZM31 148V149H30ZM39 148H41V150L39 149ZM45 150H43V149ZM49 148V149H48ZM80 148V149H79ZM94 148L97 150V151H95L94 150ZM0 149H2V150H0V151H3L4 150V148H2V147H0ZM20 149V150H21ZM46 149H47V151H46ZM91 149H93V150H91ZM22 150V151H23ZM30 150H33V151H30ZM39 150V151H38ZM48 150H49V153H48ZM50 150H53V151H51L50 152ZM58 150H60V151H58ZM63 150V151H62ZM88 150V151H89ZM105 150V151H104ZM28 151V152H27ZM34 151H36V152H34ZM41 151H44V152H42L41 154H39ZM55 151V152H54ZM58 151V152H57ZM64 151H65V153H64ZM87 151V152H88ZM102 151V152H101ZM54 154H53V153ZM97 155H94L95 156V158H93L94 156H93V154L94 153ZM103 152L104 153H106V156H105V159H102V157L105 155V154H103ZM36 153H38V154H36ZM52 153V154H51ZM58 155V157H56V154ZM66 153H67V158H68V160H70V161H72L73 159V161L74 162H76L75 164H77V163H79V161H81V159L82 158H80V155H82L81 153H83L84 155H85V157H86V159L84 158V155L83 156H81V157H83V160L82 161H84V162H82L81 161V163H79L80 165L82 164V165H84V169H85V173H79L80 175H81V177L80 178H82V182H81V180L78 182V184H76V185H79V186H77L78 188L80 187V189L78 190V188L75 190V192L73 191V190H71V193L72 194H74L75 195V197H74V201H72V204L73 205H67V207L66 206H64V212H65V214H62V213H59L58 212V209H60V206L62 205L61 204V202L59 203V199H60V197H59V199H58V193H57V195H56V193H49V191L47 190V188H46V186H47V181L49 182L50 180H52V181H54L53 183L55 184L56 183V181H57V183L55 184V185H57V186H60L59 185V182H60V179H61V177H63L62 175H64V174H61V176H60V174L58 173V172H62L63 171V173L65 172V174L66 173H68V171H69V168H70V170L72 169L71 168V166L73 165L72 163V165L71 164H68L70 161H68L67 160V158L66 157H64V155H66ZM98 153V154H97ZM115 153V154H114ZM46 154V155H45ZM100 154H103V156L101 157V155ZM121 154V155H120ZM33 155H35V156H33ZM47 156L46 158H44L43 156ZM86 155H88V156H86ZM111 155H113L114 157H115V159H114V157H112L111 158ZM125 155V156H124ZM42 156V157H41ZM69 156V157H68ZM79 156V157H78ZM91 156V157H90ZM122 156V157H121ZM124 156V157H123ZM73 157H75V158H73ZM99 157H100V159H99ZM120 157H121V159H120ZM52 159V162H51V159ZM56 158V159H55ZM70 158V159H69ZM80 158V159H79ZM90 158V159H89ZM99 160H98V159ZM104 158V157H103ZM213 158V157H212ZM34 159H33V161H34ZM42 159V160H41ZM44 159V160H43ZM49 159V161H47ZM72 159V160H71ZM85 159V160H84ZM46 160V161H45ZM60 160V161H59ZM67 160V161H66ZM94 160V161H93ZM102 160V161H101ZM105 160H106V162H108V163H106L105 162ZM111 160V161H110ZM113 160V161H112ZM165 159H164V157H163V161H164ZM58 161V162H57ZM104 161V162H103ZM115 161V162H114ZM20 162H18V163H20ZM49 162H51V163H49ZM63 162V163H62ZM93 162V163H92ZM110 162V163H109ZM112 162H114V165H113V163ZM210 164H212L213 166H215V168H213V166L211 167V168H213L214 170H215V172L217 173V175H216V179L218 180V178H219V184H222V181H223V177L222 176H220L219 174H220V172H221V167H220V165H221V163L219 164V162L217 161V157H214L213 159H211L210 160ZM55 163V164H54ZM57 163H59V164H57ZM60 163H62V164H60ZM90 163H92L93 165H94V163H95V165L96 166H98L99 168H100V166H101V171L99 170V168L98 169H96V170H98V172L95 170V168L93 169V165L92 164H90ZM139 163V164H138ZM63 164H64V166H63ZM66 164H68L67 166L68 167H65L66 166ZM108 164V166H109V164H110V166L108 167V166H102V165H107ZM139 166H138V165ZM28 165H30V166H28ZM69 165H70V167H69ZM91 167V165H92V167L90 168L89 166ZM136 165H137V168H140V166H141V164H140V162H136ZM161 165V164H160ZM162 165H163V168L166 166V163H162ZM162 165L161 166H159V165H155V166H157V167H155L154 166V168L156 169H159L160 167H162ZM56 166V167H55ZM75 167H73V169L71 170V171H75L76 169H78L77 168V166H79L78 164H77V166L76 165H74ZM88 166V167H87ZM95 166V167H96ZM112 166V167H111ZM54 167L56 168V169H54ZM80 168H82L81 166H79ZM116 167V168H115ZM134 167H135V164H134ZM133 167V168H134ZM219 167H220V169H219ZM49 168H51V169H49ZM61 168V169H60ZM67 168H68V170H67ZM90 168V169H89ZM103 168V169H102ZM136 168V169H137ZM29 169V168H28ZM57 169H58V171H57ZM63 169V170H62ZM109 169V170H108ZM114 170V171H112V170ZM116 169V170H115ZM152 169H153V167H152ZM155 169H153L154 171H155ZM157 169H156V171H157ZM62 170V171H61ZM67 172H66V171ZM96 172H95V171ZM105 171V172H102V171ZM112 172H111V171ZM95 173H94V172ZM49 172V173H48ZM91 172V173H90ZM108 172V173H107ZM117 172V173H116ZM124 172H127V171H124ZM123 172V173H124ZM214 172V171H213ZM214 172V173H215ZM95 175H94V174ZM96 173H103V176L104 177H100V176H102V174H96ZM112 173H114V174H112ZM115 173H116V176L115 177H113L114 175H115ZM120 174H121V172H119ZM167 174H165L164 173V175L165 176H167L168 175V173L169 172H166ZM215 173V174H216ZM69 174H71V172L69 173ZM77 175V176H80V175ZM91 174L92 175H94V176H96V178L98 179V176H99V180H97L94 176H91ZM104 174H106V175H104ZM120 174H119V176H120ZM125 174V173H124ZM123 174V175H124ZM54 175H55V177H54ZM68 174H66L65 176H67ZM122 175V176H123ZM48 176V177H47ZM49 176L51 177V179L49 178ZM58 176H59V178H58ZM76 176V177H77ZM90 177V179L89 178H87V177ZM106 176V177H105ZM112 176V177H111ZM218 176V177H217ZM54 177V178H53ZM57 177V178H56ZM92 177H93V179H96L99 183H97V182H95V183H91V182H93L92 181ZM110 177V178H109ZM155 178L154 179H157L156 178V176H154ZM79 178V177H78ZM78 178H77V180H78ZM84 178V179H83ZM112 178V179H111ZM56 179V180H55ZM76 179V178H75ZM87 179V180H86ZM100 179H102L101 181H100ZM115 179V180H114ZM89 180V181H88ZM103 180H104V182H103ZM107 180V181H106ZM113 180V181H112ZM59 181V182H58ZM86 181V182H85ZM88 181V182H87ZM115 181V182H114ZM117 181H119V182H117ZM157 181V180H156ZM43 182V183H42ZM89 182L91 183V184H89ZM103 182V183H102ZM107 182V183H106ZM89 184V186H88V184ZM119 183V185H117V184ZM12 184H14V185H12ZM11 184V186H9V185H7L8 186V188L9 189H12L13 188V186H14V188H16V187H18V185H17V183H12ZM85 184H87V186L86 187H83ZM104 184V185H103ZM122 184V185H121ZM17 185V186H16ZM44 185H46V186H44ZM157 185V184H156ZM155 185V186H156ZM119 186H121L120 188H119ZM153 186L152 187V189L151 190H153V189H155L154 190V192H152L153 194V196L151 195V197L149 198V200L147 201V203H146V206H144V209L142 210V213L144 214V216H146L145 218L147 219V220H150L151 221V219L152 220H154V218H153V215H155V210H156V206H158L157 204H159L162 200H160V198H159V196L161 197V193L159 192L160 191V189H159V187L158 186ZM103 187H104V189H103ZM157 187H158V190H157ZM13 188V189H14ZM60 189H64V187H62V186H60L59 187ZM112 188V189H111ZM116 188V189H115ZM59 189V190H60ZM99 189H103V191H102V193H105V194H100L101 193V190H99ZM115 189V190H114ZM6 190L7 189H5L4 191L6 192ZM35 190V191H34ZM87 190H90L89 192H91V193H88L89 194V196H94V199L91 197L90 199H89V197L87 198V196H88V194L87 193H85V191L86 192H88ZM108 190H109V192H108ZM118 191L117 193L115 192V194H117L116 196H118V198L115 196V197H113L114 195L112 194V193H114L113 191ZM139 189H134V191L135 192H137ZM246 190V191H245ZM250 190V191H249ZM252 190V188L250 189V187L248 188V190L245 188L243 191H244V198H246L245 199V201H246V204H248V203H251L252 205H253V210L251 211V209H252V206H251V208H250V206L249 205H246L245 204V207H243L242 209H244L243 211H244V219H243V229L247 232V229H245L246 228V226L248 227V222H250V220L249 219H251V217H252V215H253V213H256V212H259V209L257 208V206H258V204L256 203V198H253V197H256V195H254V191H251ZM46 191V192H45ZM93 191V192H92ZM107 191V192H106ZM155 191H158V192H155ZM8 192V191H7ZM47 192H48V194H47ZM68 192H70V191H68ZM99 192V193H98ZM107 193H109V194H111V196H110V198H108V194ZM36 194V195H35ZM46 194V197L44 196ZM85 194H87V196L85 195ZM91 194V195H90ZM248 194H251V196H249V197H246ZM78 197H77V196ZM103 195V196H102ZM42 196V197H41ZM45 198H44V197ZM49 198H48V197ZM105 196V197H104ZM39 197V198H38ZM57 197V201L58 202H56L55 204H53L51 201H50V199H53V198H56ZM103 197V198H102ZM20 198H21V196H20ZM31 198V199H30ZM38 198V199H37ZM44 198V199H43ZM104 198H105V200H104ZM117 198V199H116ZM250 200H249V199ZM252 198H253V200H252ZM46 199H49L48 201L46 200ZM75 199H76V201H75ZM87 199H89V200H87ZM159 199V200H158ZM255 199V200H254ZM92 202H91V201ZM95 200V201H94ZM104 200V201H103ZM151 200V201H150ZM247 200H249V202L247 203ZM27 201V200H26ZM102 201V202H101ZM252 201V202H251ZM44 202V203H43ZM49 202V203H48ZM51 202V203H50ZM101 202V203H100ZM163 202H164V200H163ZM255 202V203H254ZM90 203H92L91 205L93 206H90ZM100 203V204H99ZM104 203V204H103ZM149 203V204H148ZM76 204L77 205H79L80 207L78 208V206L76 207ZM88 204V205H87ZM161 204H162V202H161ZM30 205V206H31ZM48 205V206H47ZM75 205V206H74ZM103 205V206H102ZM257 205V206H256ZM49 206H51V207H53V208H49ZM101 206V207H100ZM248 206V207H247ZM254 206H256V208H254ZM48 207V208H47ZM86 208V209H84V210H88V211H94V212H84V210H83V208ZM104 207V209L103 210H105L106 212H108V215H103V213H102V208ZM42 208H44V210L42 209ZM46 208V209H45ZM73 208V209H72ZM87 208H89V209H87ZM91 208V209H90ZM96 208H100L99 210L98 209H96ZM246 208V209H245ZM248 208V209H247ZM41 209L44 211H41ZM53 209L55 210V211H53ZM124 209V211H121V210H123ZM256 211H255V210ZM57 210V211H56ZM97 210V211H96ZM155 212H153V211ZM250 210V211H249ZM247 211H249L248 213H247ZM56 212H58L59 213V215H58V213H56ZM68 212L70 213V216H69V214H68ZM97 212V213H96ZM251 212H253V213H251ZM33 213H34V211H33ZM41 213L43 214V215H41ZM49 213V214H48ZM72 213V214H71ZM84 213V215H85V213H86V215H87V213H88V217H89V214H91L92 215V218H91V215H90V217H89V219L88 218H86V221L84 220V218H83V220L81 219V220H79V219H77V218H80L79 217V215L80 216H83V217H86V216H84V215H82ZM116 213V214H115ZM133 214H135V212H132ZM250 213V214H249ZM29 214V215H30ZM53 214H54V216H53ZM57 214V215H56ZM61 214V215H60ZM77 214V215H76ZM99 214H101V215H99ZM150 214V215H149ZM152 214V215H151ZM33 215V214H32ZM34 215H36V214H34ZM38 215H36V216H38ZM63 215V216H62ZM73 215V216H72ZM95 215V216H94ZM109 215L111 216L110 218H109ZM149 215V216H148ZM52 216V217H51ZM64 216H67V218L66 217H64ZM69 216V217H68ZM78 216V217H77ZM113 216V217H114ZM34 217V216H33ZM104 217H106L107 218V220L105 221L104 220V222L102 221L103 219H106V218H104ZM152 217V218H151ZM246 217V218H245ZM248 217H250V218H248ZM46 219V218H45ZM44 219V220H45ZM74 219L75 220H77L76 222L78 223H76L75 221H74ZM102 219V220H101ZM48 220V219H47ZM1 221V220H0ZM58 221H60V222H58ZM83 221H85V222H87V224L85 223V222H83ZM88 221H89V223L91 222H93L92 223V225L91 224H89L88 223ZM100 221H102L101 223H100ZM140 221V220H139ZM4 222V221H3ZM2 222V223H3ZM44 222H46V220L44 221ZM141 222V224H142V221H140ZM139 222V223H140ZM246 222H247V225H246ZM62 223V224H63ZM66 223V224H65ZM86 225H88V226H84L85 224ZM43 224V223H42ZM47 224L49 225V223L47 222ZM47 224H43V225H46V226H48ZM84 224V225H83ZM99 224V225H98ZM83 225V226H82ZM91 225V226H90ZM155 225V223H151L150 224V227H151V229H150V236L148 235V238H146V239H148V240H142V239H140V241H139V244H143V243H146V245L144 246V244H143V246L144 247H147V245H149L150 247H152V243H151V241H149V239L150 238H153L154 237V235H155V232H156V230H155V227L156 226H154ZM46 226H43L42 227V225H40V228H46ZM82 227V228H84V227H88L90 230L92 229V228H96L97 226V229L95 230V229H92L94 232H92V230L90 231V230H87L86 228H84V229H82V228H80V227ZM49 227V226H48ZM48 227L46 228L47 230H51V227L48 229ZM56 227V228H55ZM54 229H52V230H54ZM59 229V228H58ZM86 229V231H89L88 233H90L91 232V235L89 236L88 234V238H90L91 236H92V238L91 239H87V235H86V231H83L82 233H83V235L81 234V235H79V236H81V237H84V239L83 238H81V237H78V234L77 235H74V234H76L75 232L76 231H78V232H81L82 230H85ZM56 231H58V230H56ZM96 231V232H95ZM155 231V232H154ZM59 232V231H58ZM152 232H154V234L152 233ZM246 232H244V233H246ZM45 233V235L43 236V238H44V241L46 240V236H49V235H47L46 234V232H44ZM43 233V234H44ZM48 233V232H47ZM85 233V234H84ZM92 233H93V235H95L96 234V237L95 236H93L92 235ZM152 233V234H151ZM152 235V236H151ZM69 236V237H68ZM70 236H72V237H70ZM77 236V237H76ZM97 236H98V238H97ZM64 237H66L65 239H64ZM97 238V239H95V238ZM150 237V238H149ZM48 238V237H47ZM77 238H81V239H78L77 240ZM94 238V241L96 242V246H99V245H103V247H102V245H101V247L99 246L98 248L99 249H96V250H94L93 251V249H95V248H93V247H96V246H93V245H91V246H89L90 244H95L94 242L92 243H87V245H85L86 243V241H89V240H91V241H93L92 239ZM105 238V239H104ZM42 239V238H41ZM64 239V240H63ZM70 239V240H69ZM87 239V240H86ZM103 239H104V241H103ZM84 240H85V242H84ZM160 240H163V239H161L160 238ZM165 240V239H164ZM164 240L163 241H160V242H164ZM81 241V242H80ZM83 241V242H82ZM102 241V242H101ZM51 242V243H50ZM54 241H50L49 240V242L48 243H50L49 245H51L52 247H50L49 245H47L46 247L49 249V247H50V249H49V251L47 252V250L48 249H46V254L45 253H42V255H40V256H38L39 258L38 259H35V258H37V257H35V258H33V257H30V256H28L29 258H27V257H23L24 259H26L27 258V260L29 261V262H27V264H30V263H32L33 262V264H37V262L38 261H40L38 264H40L41 263V261H42V263L41 264H44V262H46V263H48V264H50L49 262H51V264H61V262L63 261V258H62V256L60 255V253H58V251H57V248H58V244L56 243V241L53 243ZM61 243H63V242H61ZM83 243H85L84 245H83ZM99 243V244H98ZM155 243H156V239H155ZM159 243V242H158ZM15 244H17V243H15ZM19 244V243H18ZM21 244V243H20ZM54 244V245H53ZM162 245H163V243H162ZM161 245V246H162ZM82 246H84V247H87L88 246V248L87 249H85L84 247L82 248ZM149 246L147 247V248H149ZM161 246L159 247V249L161 248ZM45 247V248H46ZM105 248V249H104ZM81 249H83V252H84V255H82L83 257H85V258H82L81 257V252H80V250ZM85 249V250H84ZM91 249H92V251H91ZM103 249V250H102ZM158 249V250H159ZM5 250H7V247H5ZM98 250V251H97ZM137 250H138V252H137ZM161 250H163L162 248H161ZM86 251V252H85ZM135 251V250H134ZM134 251H133V253H134ZM11 252V251H10ZM73 252H74V254H73ZM88 252V253H87ZM108 252V251H107ZM140 251H139V248H136V251H135V254H133L134 255V257L133 258H135L136 257V259L135 260H137L136 262H134L135 264H155V262H157V261H163L164 259H162L160 256H162V257H164V255H163V252L161 251L160 252V250L158 251L159 252V254L157 255L156 254V258L155 259H151V261L150 260H141V261H138L139 259H140V256H141V254L140 255H138V253H139ZM157 252V253H158ZM12 253V259L13 258H16V257H18V256H16L17 254L16 253H13V252H11ZM95 253V254H94ZM102 253H104V254H102ZM44 254V255H43ZM71 254H73V256H71ZM86 254V255H85ZM91 254H92V256H91ZM98 254H99V256H98ZM100 254H102V255H100ZM18 255H19V253H18ZM21 255V254H20ZM46 255V256H45ZM48 255V256H47ZM57 255H58V257H57ZM90 255V256H89ZM98 256V257H96V256ZM160 255V256H159ZM22 256V255H21ZM20 256V257H21ZM59 256H61L60 258H59ZM81 257V258H80ZM96 257V258H95ZM105 257H107L106 259H105ZM31 258H33V259H31ZM109 258V259H108ZM35 259V260H34ZM61 259V260H60ZM113 259V260H112ZM158 259V260H157ZM11 260V259H10ZM49 260V261H48ZM73 260V261H72ZM108 260H110V262L108 261ZM153 260H155L154 261V263H153ZM6 261V262H5ZM5 261H3L2 263L3 264H8L9 262H11V261H13V260H11V261H8L7 259L5 260ZM8 261V262H7ZM24 261H26V260H24ZM23 260H22V262H24ZM34 261H35V263H34ZM48 261V262H47ZM149 261H150V263H149ZM113 262V263H112ZM25 264H26V262H24ZM24 263H22V264H24ZM45 263V264H46ZM133 263V264H134ZM160 263V262H159ZM9 264H11V263H9ZM81 264V263H80ZM157 264V263H156ZM209 264H216L215 263V260L214 259H211L210 258V262H209Z\"/></svg>",
	"mask_w": 264,
	"mask_h": 264
}]
</instances>
